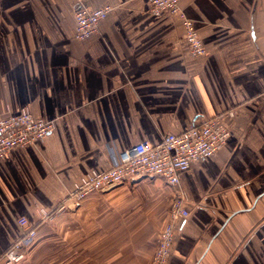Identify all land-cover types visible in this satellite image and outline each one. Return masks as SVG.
I'll return each mask as SVG.
<instances>
[{"label":"crops","instance_id":"0c3cea01","mask_svg":"<svg viewBox=\"0 0 264 264\" xmlns=\"http://www.w3.org/2000/svg\"><path fill=\"white\" fill-rule=\"evenodd\" d=\"M110 5L74 37V10ZM206 46L148 0H0V110L27 107L53 129L0 158V255L19 217L57 206L107 146L155 144L203 117L230 134L180 176L188 213L166 264H264V0H180ZM231 112V113H230ZM174 188L139 178L87 194L35 227L15 264H148Z\"/></svg>","mask_w":264,"mask_h":264},{"label":"built area","instance_id":"2783aa9c","mask_svg":"<svg viewBox=\"0 0 264 264\" xmlns=\"http://www.w3.org/2000/svg\"><path fill=\"white\" fill-rule=\"evenodd\" d=\"M149 11L159 14L163 11L180 18L188 50L191 55H206L207 50L196 33L190 18L186 16L180 0H148ZM112 9L103 5L93 9L78 6L74 10V37L83 39L97 31L98 21ZM231 113V112H230ZM54 127L53 120L35 118L27 107L18 112L0 110V158L11 148L35 144ZM230 132L219 115L203 117L177 133L164 134L155 144L137 142L125 149L117 150L107 146L110 165L107 169L92 170L84 174L55 207L38 208V221L29 223L21 215L17 219L20 234L0 255V264H15L23 259L25 250L35 235L38 223L50 220L63 207H76L91 192H100L120 183H131L139 178H161L174 188L168 221L160 230L149 264H166L171 250L176 223L187 215L184 206L185 195L179 188L180 176L193 162L209 157L219 149Z\"/></svg>","mask_w":264,"mask_h":264},{"label":"rangeland","instance_id":"374dc122","mask_svg":"<svg viewBox=\"0 0 264 264\" xmlns=\"http://www.w3.org/2000/svg\"><path fill=\"white\" fill-rule=\"evenodd\" d=\"M169 209H170V207H169ZM169 211V210H168ZM165 225V224H164ZM36 231V230H35ZM27 248V247H26ZM152 251H154V250H152ZM153 254V253H152ZM23 256H25V255H23ZM151 257H152V255H151ZM24 258V257H23ZM150 260H151V258H150ZM150 260H149V262H150ZM20 262V261H19ZM18 263V262H17ZM149 264V263H148Z\"/></svg>","mask_w":264,"mask_h":264}]
</instances>
